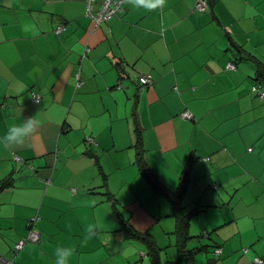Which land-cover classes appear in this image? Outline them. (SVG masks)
Returning <instances> with one entry per match:
<instances>
[{
    "label": "crops",
    "instance_id": "0c3cea01",
    "mask_svg": "<svg viewBox=\"0 0 264 264\" xmlns=\"http://www.w3.org/2000/svg\"><path fill=\"white\" fill-rule=\"evenodd\" d=\"M86 1L0 0V137L36 122L22 144H0V264H54L61 246L72 264H152L123 221L154 242L160 264L264 259V99L251 91L264 0H214L208 14L197 0L153 10L124 0L96 28ZM145 74L151 86L138 82ZM136 143L165 191H183L187 249L204 246L192 260L177 252L172 204L139 172ZM33 216L39 240L15 252Z\"/></svg>",
    "mask_w": 264,
    "mask_h": 264
},
{
    "label": "trees",
    "instance_id": "16d2710c",
    "mask_svg": "<svg viewBox=\"0 0 264 264\" xmlns=\"http://www.w3.org/2000/svg\"><path fill=\"white\" fill-rule=\"evenodd\" d=\"M207 1H208V4H209V7L211 9V7H212V5L214 3V0H207ZM122 7H123V5H122ZM195 11H197V10H195ZM197 12H199V11H197ZM209 12H200V13H207L208 14ZM237 53H238V56H239L240 59H244V57L242 56V54L240 52H237ZM246 59H248V58H246ZM251 60H253L254 66H255V79L257 80L255 85H257V84H259L258 81H263L264 82V65H263V63L260 60H258L256 58H251ZM234 65H235V63H234ZM235 69H236V66H235ZM143 76H149V81L146 82V83H142L140 81V77H142V76H139L138 77V82L141 85L151 86L153 84L152 76L150 74H145ZM255 85H253V86H255ZM120 86L121 85L118 84V87H120ZM252 87H251V91H252ZM263 91H264V89H263ZM252 92L255 93V95H257L258 98H260L256 91H252ZM261 100H263V99H261ZM180 117H181V114H180ZM187 120H191V119H187ZM86 138H85V144L88 145V147H95L97 145V143H96V141H95V139L93 137H91V138L94 140V142H95L94 144H87ZM134 147L136 148V152H137L136 164H137L139 172L142 174V176L144 177V179L146 180V182L148 183V185L151 187V189L154 192H156V193L157 192L165 193L166 196H167V199L172 204V216L175 218V223H176L175 233H176V236H177L176 245H177L178 254L188 258L189 260H192L193 255H195L197 252L201 251L204 246H198L197 248L187 249V243H188L189 240H191L192 237L188 233V218L190 217V213L189 214L183 213V206H182V203H181V195L183 194V191H181L180 193L177 192V193H174V194L169 192V191L166 192L165 188L162 187V185L158 182V180L154 177V175L150 172L149 168L147 167V165L145 163V160H144V158L142 156L143 155V149H142L141 145L136 143ZM249 149H248V151L252 150L251 148H249ZM185 179H186V177L183 180H185ZM8 184H9V179H6V180L2 181L1 186L5 187ZM33 217H35V216H33ZM37 218H38V216H37ZM28 221H27V230L29 231ZM37 221H38V219H36V221L33 223L34 227H35V224H36ZM121 224H122V228H123V230L125 232V235L127 237H133V238H135L137 240L145 242L148 245L149 253H151L149 255H151V258H152V264H160L157 255L154 256V250L157 248V246L154 244V242L151 241V240H150V242H148V238L146 236L136 232L134 229H132L131 225L127 221H123ZM27 235H28V232H27ZM27 235L24 238H26ZM201 235L203 237H207L208 233L206 231H203L201 233ZM24 238H22V239H24ZM26 243L27 242H25V244ZM30 243H32V242H30ZM218 249H216V250H218ZM18 250L15 249V246H14V251L17 252ZM216 250H215V254L218 255L220 252L218 253V252H216ZM6 261H8V260H6ZM8 262L10 263V261H8Z\"/></svg>",
    "mask_w": 264,
    "mask_h": 264
},
{
    "label": "built area",
    "instance_id": "2783aa9c",
    "mask_svg": "<svg viewBox=\"0 0 264 264\" xmlns=\"http://www.w3.org/2000/svg\"><path fill=\"white\" fill-rule=\"evenodd\" d=\"M123 2H124V0H104L101 4L100 8L96 12L93 13V12H91L92 0H87L86 1V15H87V17H89L91 19V21L93 23V27L96 28L101 23L110 20L112 17H114L115 15L122 12ZM194 10H197L199 12H209L210 7L208 4V1L207 0H197L195 5H194ZM61 29H62V26H58L56 28L55 32L58 34V33H60ZM226 68L229 70H234L235 65L233 62H228V64L226 65ZM140 81L142 83L148 82L149 76L140 77ZM252 91H256L258 93L259 97L261 99H264V91H263L260 84L253 86ZM32 99H33V101L38 102L40 99L39 94L33 93ZM3 105L4 104H3L2 100L0 99V107H2ZM181 117L183 119H192V114L189 111H184L183 113H181ZM86 142H87V144H94L95 143L91 137H87ZM36 219H38L37 216L30 218V220L28 221V226H29L28 235L26 238L21 239L19 242L16 243L15 249H17V250L20 249L25 244V242H28V241L32 242V243L38 242L39 233L35 229V227L33 226V223L36 221ZM243 251L246 252L247 249H244ZM216 252L219 253L220 250L218 249V250H216ZM254 263L264 264V260L259 258V257H255ZM2 264H9V262L6 260H2Z\"/></svg>",
    "mask_w": 264,
    "mask_h": 264
},
{
    "label": "clouds",
    "instance_id": "9594fccd",
    "mask_svg": "<svg viewBox=\"0 0 264 264\" xmlns=\"http://www.w3.org/2000/svg\"><path fill=\"white\" fill-rule=\"evenodd\" d=\"M137 8L153 10L163 8L165 0H128ZM36 122L33 118L23 119L20 123H12L7 131L0 137V144L20 145L27 139L35 130ZM87 235L90 239L96 238V231L90 225L87 230ZM75 253L71 247H57L55 251L54 264H72Z\"/></svg>",
    "mask_w": 264,
    "mask_h": 264
},
{
    "label": "rangeland",
    "instance_id": "374dc122",
    "mask_svg": "<svg viewBox=\"0 0 264 264\" xmlns=\"http://www.w3.org/2000/svg\"><path fill=\"white\" fill-rule=\"evenodd\" d=\"M198 245V242H192V243H189V247H193V246H197ZM164 260V258H163Z\"/></svg>",
    "mask_w": 264,
    "mask_h": 264
}]
</instances>
